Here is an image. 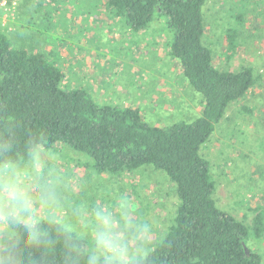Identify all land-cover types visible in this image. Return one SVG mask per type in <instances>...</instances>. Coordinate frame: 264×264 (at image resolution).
<instances>
[{
    "label": "rangeland",
    "instance_id": "374dc122",
    "mask_svg": "<svg viewBox=\"0 0 264 264\" xmlns=\"http://www.w3.org/2000/svg\"><path fill=\"white\" fill-rule=\"evenodd\" d=\"M204 44L220 70L251 68L254 82L231 103L201 149L215 181L217 205L248 227L264 211V0H207ZM165 19L139 31L115 15L106 0H0V30L18 48L44 54L63 73L61 87L85 89L99 103L138 107L145 121L168 126L197 118L202 96L168 51ZM90 201L114 192L130 196L158 221L154 240L171 224L175 185L151 166L97 172L92 160L66 145L52 147ZM80 195V193H77ZM247 248L261 256L264 240Z\"/></svg>",
    "mask_w": 264,
    "mask_h": 264
},
{
    "label": "trees",
    "instance_id": "16d2710c",
    "mask_svg": "<svg viewBox=\"0 0 264 264\" xmlns=\"http://www.w3.org/2000/svg\"><path fill=\"white\" fill-rule=\"evenodd\" d=\"M206 1L106 0L133 31L165 19L168 51L202 96L197 118L155 125L144 120L137 106L103 104L85 89L66 90L54 60L16 47L0 30V137L13 128L22 146L39 132L47 147L66 145L87 155L97 172L143 166L162 171L175 185L178 204L171 224L154 240L153 264H260L261 256L247 248V239L264 240V211L248 227L221 209L210 164L201 154L229 105L254 82L251 68L214 65L203 41Z\"/></svg>",
    "mask_w": 264,
    "mask_h": 264
},
{
    "label": "clouds",
    "instance_id": "9594fccd",
    "mask_svg": "<svg viewBox=\"0 0 264 264\" xmlns=\"http://www.w3.org/2000/svg\"><path fill=\"white\" fill-rule=\"evenodd\" d=\"M0 137V264H153L158 221L128 195H83L39 132ZM19 149V150H18ZM80 193V195H77Z\"/></svg>",
    "mask_w": 264,
    "mask_h": 264
}]
</instances>
